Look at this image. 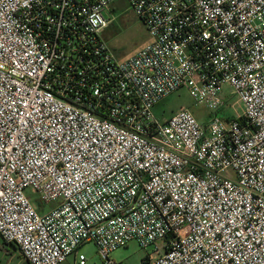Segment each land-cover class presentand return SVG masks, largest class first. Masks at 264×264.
Returning a JSON list of instances; mask_svg holds the SVG:
<instances>
[{
	"label": "built area",
	"instance_id": "2783aa9c",
	"mask_svg": "<svg viewBox=\"0 0 264 264\" xmlns=\"http://www.w3.org/2000/svg\"><path fill=\"white\" fill-rule=\"evenodd\" d=\"M116 1L0 0V240L26 264L131 241L146 264H264V0H123L150 37L124 59ZM181 89L205 124L154 112Z\"/></svg>",
	"mask_w": 264,
	"mask_h": 264
},
{
	"label": "rangeland",
	"instance_id": "374dc122",
	"mask_svg": "<svg viewBox=\"0 0 264 264\" xmlns=\"http://www.w3.org/2000/svg\"><path fill=\"white\" fill-rule=\"evenodd\" d=\"M109 15L112 23L102 31L101 37L108 44L118 59L127 58L150 42V37L141 22L129 9L123 0H118L110 6ZM224 88V92H227ZM236 111H241L240 105H235ZM180 108L188 109L201 124H205L209 112L203 104L196 103L185 89H181L166 97L154 112L162 117L178 111ZM33 206L39 213L50 210L49 204H44L36 194L26 191ZM151 251L150 248H140L135 241L129 242L126 246L117 249L109 255L115 264H142ZM77 253L82 254L86 264H104L93 243H84L77 248ZM0 264H26L20 257L18 250L13 245L4 244L0 240ZM65 264H74L73 255H70Z\"/></svg>",
	"mask_w": 264,
	"mask_h": 264
},
{
	"label": "trees",
	"instance_id": "16d2710c",
	"mask_svg": "<svg viewBox=\"0 0 264 264\" xmlns=\"http://www.w3.org/2000/svg\"><path fill=\"white\" fill-rule=\"evenodd\" d=\"M142 264H146V258L142 260Z\"/></svg>",
	"mask_w": 264,
	"mask_h": 264
},
{
	"label": "crops",
	"instance_id": "0c3cea01",
	"mask_svg": "<svg viewBox=\"0 0 264 264\" xmlns=\"http://www.w3.org/2000/svg\"><path fill=\"white\" fill-rule=\"evenodd\" d=\"M74 258V257H73ZM65 264V263H64Z\"/></svg>",
	"mask_w": 264,
	"mask_h": 264
}]
</instances>
